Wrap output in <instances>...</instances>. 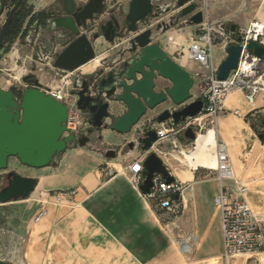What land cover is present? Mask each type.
Instances as JSON below:
<instances>
[{"label": "crops", "instance_id": "obj_1", "mask_svg": "<svg viewBox=\"0 0 264 264\" xmlns=\"http://www.w3.org/2000/svg\"><path fill=\"white\" fill-rule=\"evenodd\" d=\"M30 2L33 13H38L49 11L56 0ZM207 2L214 22L222 21L230 27L233 24L236 31L245 30L252 23L264 26V0ZM175 54L180 57L174 59L181 67L190 74L196 71L188 66L196 62L185 54L178 55L176 51ZM99 63L95 58L80 70L90 74ZM156 90L160 91L158 87ZM263 94L259 93L250 102L245 93L244 100L238 91L231 92L237 100L225 99L224 108L239 109L246 114L259 110L264 106ZM172 106L168 101L153 109V114L149 115L148 110L126 134L103 129L101 141H93L91 146L68 147L57 165L32 168L10 157L11 171L36 178L37 184L29 198L10 202L18 208L15 221L23 234L10 245L14 255L9 258L0 255V261L11 264H224L221 211L214 203L219 191L215 177L208 174L196 179L195 171L203 167L193 166V174L189 175L192 180L186 181L188 188L183 195V213L176 223L178 230L174 231L161 223L128 170L136 159L148 154L141 150L139 143L133 149H129L128 144L137 139L139 132L153 128L157 124L155 117ZM110 112L120 117L127 112V106L121 103L118 111L110 109ZM108 120L107 123H111ZM217 123L219 129L220 125L223 128L221 134L230 147L238 178L245 185L264 181V144L254 142L247 148L234 121L222 119ZM227 123L234 124L239 140ZM231 145L235 146L231 148ZM109 146L119 150L117 157L105 156ZM71 190L75 194L64 205L53 202L54 193ZM256 191L264 197V191ZM251 202L264 217V204ZM43 203L48 204L49 214L35 223L34 216ZM181 242L188 243L189 249L184 250ZM232 264H264V252L248 262L237 258Z\"/></svg>", "mask_w": 264, "mask_h": 264}, {"label": "water", "instance_id": "obj_2", "mask_svg": "<svg viewBox=\"0 0 264 264\" xmlns=\"http://www.w3.org/2000/svg\"><path fill=\"white\" fill-rule=\"evenodd\" d=\"M106 1L88 0L86 4L79 6L76 0H56V5L63 15L50 17L47 20L48 29L64 30L71 41L56 54L53 63L55 68L75 71L95 58L96 39L104 37L113 43L115 38L120 36L121 24L114 15L101 24V31L92 37L82 32L89 20L104 12ZM160 1L131 0L124 26L134 34L128 41L127 48L132 53V58L124 62L122 68L104 74V68L100 67L93 75L84 76L78 73L75 76L73 94L78 97L77 107L90 114L92 128L80 132L77 136H65L68 107L64 103L38 88H28L22 97L18 98L12 91H5L0 87V171L9 167L10 157H16L23 165L32 168L57 165L68 147L91 146L94 136L102 128L126 134L131 132L148 110L168 101L173 105H182L192 98L194 81L191 74L172 59L158 43L152 41V29L147 28L140 32L138 26L140 22L159 11H170L171 4H159ZM171 1H176L183 16H190V24L203 22L204 13L196 11L197 5L192 0ZM23 2L24 0H18L8 14L0 33V49L9 25ZM3 11L4 4L1 1L0 16ZM172 25L173 23L159 24L158 29H167ZM230 28L235 30V25L232 24ZM248 48L258 57H264V46L259 42L250 41ZM241 51L242 47L237 44L227 47V56L218 66L220 80H227L231 71L238 68ZM157 77L169 81L171 86L157 91ZM113 103H123L127 106V112L115 117L109 111ZM203 104V100L197 99L173 113L166 108L155 117V122L162 123L173 118L178 123L187 117H197L202 112ZM107 119H110L111 123H107ZM185 137L191 141L196 140L197 135L192 127L185 131ZM259 138L264 139V134H259ZM97 139L101 141L103 136L99 135ZM157 140L156 130L149 128L138 136L137 141L128 144V148L133 149L136 143H139L141 150L148 153L142 162L143 182L139 185L143 194L151 192L156 175H161L167 183L175 180L164 161L153 150ZM118 154L119 150L111 146L105 151L107 158H115ZM6 182V185L0 188V204L29 198L37 179L9 171ZM0 264L11 263L0 261Z\"/></svg>", "mask_w": 264, "mask_h": 264}, {"label": "built area", "instance_id": "obj_3", "mask_svg": "<svg viewBox=\"0 0 264 264\" xmlns=\"http://www.w3.org/2000/svg\"><path fill=\"white\" fill-rule=\"evenodd\" d=\"M195 26L198 28L196 33L191 34L187 45L177 48L176 52L178 55L185 54L201 69L193 72L191 77L194 85H199L201 89V95L194 100H203L202 112L197 117H187L178 123L173 118H169L162 123L155 124L153 128L156 130L158 140L153 150H158V144L171 139L174 144L179 141L180 137L189 140L185 137V131L189 127L193 128L196 135L198 129L203 131L198 117L201 115L217 117L219 113L225 111L224 101L233 90L243 91L250 102L254 101L256 95L264 92V81L262 80L264 57H258L248 48L250 41H257L264 46V31H259L260 27L257 23H252L245 30L236 31L231 30L229 24L222 21L212 22L204 15L203 22ZM232 44L242 47L239 65L236 70L231 71L227 80H220L218 66L221 62H216L213 48L219 46L226 57V49ZM66 77H63V81ZM259 80H262V83H259ZM69 83L73 84V81L71 80ZM48 94L68 107L65 136L70 134L77 136L80 132L86 131L91 124V116L77 107L78 97L76 95L65 90V85L50 88ZM192 101H186L184 104L178 105L179 107L173 105L169 109L173 113ZM233 112L236 115H242L239 109ZM143 132L138 134L141 135ZM145 157L136 159L128 167L132 181L138 186L143 182L141 173ZM216 159L217 166L213 170L215 178L219 181V191L214 197V203L221 211L222 260L224 264H232L237 258H244L248 262L264 252V217L250 206L246 196L247 186L238 178L229 145L224 140L219 139L217 142ZM153 183L151 192L143 194L144 197L163 225L175 223L183 213L182 200L188 183L183 182L180 178H175L172 183H167L161 175H156ZM74 194V190L60 191L55 197L58 202H63ZM48 214L45 203L41 204L34 216V222L39 223ZM181 245L184 250L189 249L188 243L181 242Z\"/></svg>", "mask_w": 264, "mask_h": 264}, {"label": "rangeland", "instance_id": "obj_4", "mask_svg": "<svg viewBox=\"0 0 264 264\" xmlns=\"http://www.w3.org/2000/svg\"><path fill=\"white\" fill-rule=\"evenodd\" d=\"M87 2L88 0H77V4L79 6H83ZM130 2L131 0H107L104 12L102 14L95 15L92 20H89L87 28L82 29V32L87 33L90 37H92L95 33H99L101 31V24L109 20L112 10H115L114 13L122 25L123 19L129 13ZM192 2L197 5L196 11H203L206 19L214 22L209 14L207 0H192ZM26 3L27 10H31V15L34 14L30 0H27ZM159 4H171V9L169 12L162 11V15H158V17H163L165 21L174 19L175 22L166 32H163V30L158 31L155 23L152 27V41L158 43L172 59H174V57L179 59L180 57L175 54V51L177 48L185 47L191 34H195L198 28L196 26H192L188 22L190 17L189 15L183 16L181 14V9L177 7L176 1L161 0ZM12 7V1L6 0V3L4 4V11L0 16V33ZM50 9H57L56 3H53ZM31 15L24 20L18 35L5 42L0 51V87L5 91L10 90L14 92L19 98L22 97V94L28 88H38L48 94L50 88L65 85V90H69L73 93L74 87L73 84L69 83V81H73L78 73L83 74V72L80 69L75 71H61L53 66L56 54L59 53L60 50H62V47L66 46V44L70 41L67 32L62 29L50 30L48 29V22L46 21L41 24L38 21V18L32 19V22H30ZM150 20L151 22H155L157 19L151 18ZM138 26L141 30L145 28L146 25L143 22H140ZM130 36H132V33H126L124 36L115 38L113 43H110L104 37L96 39L94 42L95 58L100 60V65L92 73L83 75H93L96 70L104 64V59L106 57H111L120 49L123 50V48H126L128 46V39ZM213 53L217 63L224 60L225 54L219 46H215L213 48ZM188 66L193 70H201L199 65L195 63H189ZM65 76L67 77L65 81H63V77ZM262 80L264 81V76ZM262 80H259V83H262ZM65 82L68 83L65 84ZM162 86L164 87V84L162 85V82H158L157 87L160 90L162 89ZM234 91H238L242 99L245 100L242 93L243 91L235 89L232 92ZM191 93L192 98L187 102H190L201 95L200 86L196 84L193 85ZM261 98L264 99V94L261 95ZM229 99L233 101L237 100V98L233 95H231ZM119 105L120 104L113 103L111 107L112 111H118ZM148 113L149 115L153 114L154 110H149ZM241 113L242 115L239 116L234 114L232 110H225L219 113L217 117L205 116L203 117V125L205 123L206 128H211L215 125L217 126V122L219 120L231 119L235 122V126L240 136L247 143V148H250L254 142L264 144V139L259 138V134H264V106L259 110H253L247 114L244 112ZM227 126L231 128L232 132L235 131L233 136L239 140L236 130L234 129V124L227 123ZM220 130L221 132L223 131L221 125ZM199 131L200 129H198V132ZM219 139L224 140V135L221 134ZM178 140L179 141H176V144L173 143V139L164 141L158 144V150L154 151H156L161 157L175 178L184 179L191 175V173L193 174V163L196 159L191 160L187 156L191 151H195V145L193 144V141L183 139L182 137ZM235 145L238 144L235 143ZM234 146L231 145V148ZM197 166L203 168H199L195 171L196 179L205 178L206 176H209L208 174L215 177V173L210 168L204 167L200 163H198ZM10 167L11 165L9 164L7 169L0 171V188L7 183L6 175L9 171H11ZM261 182L262 181H258L254 184L246 182L247 194L254 203L264 204V197H260V195L256 194V190H264V181L262 183ZM58 192L54 193V195ZM65 201L58 202L56 197L53 199V202L58 206L64 205ZM45 205L48 204L45 203ZM250 206L256 212H260L255 206L251 204ZM16 209L18 208L15 207V204H10V202L0 204V255L5 258H9L14 255L13 251L11 253L10 245L13 240L16 241V239H20V234H23L22 230L18 228L15 221L17 218L16 216L19 213ZM178 221L179 219L175 223H170L166 227L169 229L171 228L174 231L178 230L176 227V223ZM16 234L18 236H15Z\"/></svg>", "mask_w": 264, "mask_h": 264}, {"label": "flooded vegetation", "instance_id": "obj_5", "mask_svg": "<svg viewBox=\"0 0 264 264\" xmlns=\"http://www.w3.org/2000/svg\"><path fill=\"white\" fill-rule=\"evenodd\" d=\"M58 9V10H57ZM57 9H54V10H49V13H50V17H53V16H60V15H63V12H62V10L57 6ZM114 11L115 10H112L111 11V13H110V17H109V19L111 18V16L112 15H114L115 17H116V15H115V13H114ZM158 15H162V11H159V12H157V14H155V15H151V16H149V17H147L146 19H145V21H142L146 26H145V28H143V29H141L140 30V32L141 31H143V30H145V29H147V28H150V29H152V27L155 25V23H156V29L159 31V30H163V32H166V31H168V29L170 28H167V29H162V28H159L158 29V25L159 24H171V23H173L174 24V19H171L170 21H165V19L163 18V17H158ZM117 18V17H116ZM151 18H156L157 20L155 21V22H151ZM124 20H125V18L123 19V22H122V25H121V28L119 29V32H120V36L119 37H121V36H124L126 33H130L129 32V30L124 26ZM119 21V20H118ZM188 22H189V20H188ZM120 23V22H119ZM121 24V23H120ZM87 28V27H86ZM153 31V30H152ZM134 35V34H133ZM133 35L132 36H130L129 37V39H128V41L133 37ZM118 38V37H117ZM4 41H5V39H4ZM4 43L5 42H3V45H4ZM3 45H2V47H3ZM2 47H1V49H2ZM127 48H129V46H127L126 48H123V50L122 49H120L119 51H117V53L116 54H114L113 56H111V57H106L105 59H104V64L101 66V67H103L104 68V74L105 73H107V72H109V71H116V70H119V68H122L123 67V63L124 62H126V61H128V60H130L131 58H132V53H130L128 50H127ZM1 49H0V51H1ZM93 61V60H92ZM112 64V66H110ZM99 65H100V63H99ZM98 65V66H99ZM97 66V67H98ZM96 67V68H97ZM100 68V67H99ZM95 78H97L96 76H94ZM158 82H162V85L164 84V87H168V86H171V83L169 82V81H167V80H162V79H160V78H156L155 79V89L157 88V84H158ZM163 86H162V89L164 88ZM161 89V90H162ZM160 90V91H161ZM14 93V92H13ZM15 94V93H14ZM19 98V97H18ZM111 109V108H110ZM110 109H109V111H110ZM89 128H92V124H89V126L87 127V129H89ZM86 129V130H87ZM102 130H103V128H102ZM102 130L101 131H99L97 134H96V136H94V141H99L98 139H97V137L99 136V135H102L101 133H102Z\"/></svg>", "mask_w": 264, "mask_h": 264}, {"label": "bare ground", "instance_id": "obj_6", "mask_svg": "<svg viewBox=\"0 0 264 264\" xmlns=\"http://www.w3.org/2000/svg\"><path fill=\"white\" fill-rule=\"evenodd\" d=\"M259 31H264V26L263 25H260L259 24ZM15 54V52H14ZM13 56V54H12ZM95 59V58H94ZM93 59V60H94ZM92 61V60H91ZM90 61V62H91ZM89 63V62H88ZM87 63V64H88ZM86 65V64H85ZM84 66V65H83ZM82 67V66H81ZM80 67V68H81ZM79 68V69H80ZM92 73V72H91ZM231 94V93H230ZM227 95L226 97V100L229 99V97L231 95ZM203 117L204 116H199L198 117V121L202 124V129L203 131H199L197 133V138L196 140L194 141V145H195V151H191L190 154L187 156L189 159H196L194 161V165L197 166L198 163L202 164V166L204 167H208L210 169H215L216 166H217V159H216V145H217V142L219 140V136L221 135V131L219 129V126H218V123H217V126H213L211 128H206L204 125H203ZM228 144V143H227ZM230 148V147H229ZM199 149V150H197ZM197 150V151H196ZM231 154V152H230ZM233 160V159H232ZM234 162V161H233ZM198 167V166H197ZM196 167V168H197ZM192 176V175H191ZM191 176H187L186 178H184L182 181L183 182H186V181H191L192 180V177ZM263 182V181H262ZM261 182V183H262ZM248 184V183H247ZM255 188V187H254ZM261 189V188H260ZM263 189V188H262ZM264 191V190H263ZM247 199L249 201V203L251 205L252 202H251V199L249 198L248 194H247ZM254 206V205H253Z\"/></svg>", "mask_w": 264, "mask_h": 264}, {"label": "trees", "instance_id": "obj_7", "mask_svg": "<svg viewBox=\"0 0 264 264\" xmlns=\"http://www.w3.org/2000/svg\"><path fill=\"white\" fill-rule=\"evenodd\" d=\"M4 4L6 3V0H1ZM12 5L14 6L18 0H11ZM27 0H24V2L21 4L19 9L17 10L16 14L14 15L9 28L7 30L6 36H5V41L7 42L9 39H13L15 36L18 35V33L21 30L22 24L24 20L31 15V10H27L26 3ZM38 18V21L42 24L46 22L50 18V13L49 11H42L38 13H34L31 15V21L32 19ZM30 25V24H29ZM25 34V33H24ZM20 94V93H18Z\"/></svg>", "mask_w": 264, "mask_h": 264}]
</instances>
